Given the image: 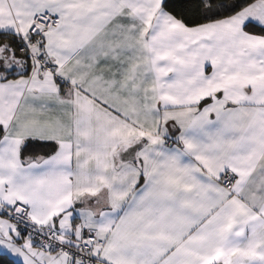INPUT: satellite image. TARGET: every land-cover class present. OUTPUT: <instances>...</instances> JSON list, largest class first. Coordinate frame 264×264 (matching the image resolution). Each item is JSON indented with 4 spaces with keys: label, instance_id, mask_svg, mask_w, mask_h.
<instances>
[{
    "label": "snow or ice",
    "instance_id": "obj_1",
    "mask_svg": "<svg viewBox=\"0 0 264 264\" xmlns=\"http://www.w3.org/2000/svg\"><path fill=\"white\" fill-rule=\"evenodd\" d=\"M0 264H264V0H0Z\"/></svg>",
    "mask_w": 264,
    "mask_h": 264
}]
</instances>
